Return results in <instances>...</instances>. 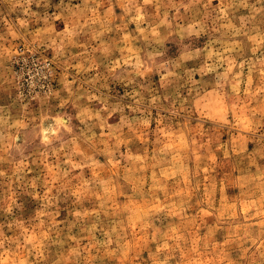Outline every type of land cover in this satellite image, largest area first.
Listing matches in <instances>:
<instances>
[{
    "label": "rangeland",
    "instance_id": "1",
    "mask_svg": "<svg viewBox=\"0 0 264 264\" xmlns=\"http://www.w3.org/2000/svg\"><path fill=\"white\" fill-rule=\"evenodd\" d=\"M0 264H264V0H0Z\"/></svg>",
    "mask_w": 264,
    "mask_h": 264
}]
</instances>
